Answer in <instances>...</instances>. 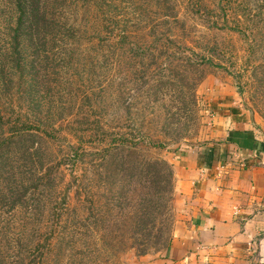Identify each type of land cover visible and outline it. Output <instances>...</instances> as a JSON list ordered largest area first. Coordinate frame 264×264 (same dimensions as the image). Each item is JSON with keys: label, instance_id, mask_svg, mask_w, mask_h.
Masks as SVG:
<instances>
[{"label": "rangeland", "instance_id": "1", "mask_svg": "<svg viewBox=\"0 0 264 264\" xmlns=\"http://www.w3.org/2000/svg\"><path fill=\"white\" fill-rule=\"evenodd\" d=\"M81 3L84 10L94 7L91 12L76 17L83 26L94 16L102 18L104 13L111 14L114 23L124 20L123 63L116 70L106 71V66L102 68V62L95 59L98 45L87 44L80 49L81 53H76L80 56L71 64L78 65L64 79L59 48L50 54L43 53L40 58L35 56L33 46L21 50L29 54L24 55L29 77L23 81L14 77L11 90L2 89L0 107H14L24 120L53 122L60 139L50 142L40 131L29 130L38 137L35 135L32 140L31 133L27 134L24 155L23 149L14 157L5 152L7 149L0 148V264H28L33 259L36 264H42L45 247L53 240L51 237L49 241L47 224L57 232L76 228L80 233L85 230V224L89 231L92 229L93 237L90 235L82 242L76 238V244L64 254L66 258L61 257L60 264H246L241 258L216 255L198 246L184 257L179 252L172 255L173 243L160 244L148 254L140 255L132 248V242H123L128 235L142 238L141 218L154 207L153 201L157 203L152 175L158 161L167 163L171 175L164 177L172 182V198L164 195L162 208L160 211L157 208L164 220L159 227L166 229L167 225L174 240L190 235L197 228L194 197L182 184L173 159L177 153L215 142L218 116L214 104L218 93L230 97L237 103L240 114L264 130V0H87ZM209 8L225 11L229 28L236 26L240 30L216 27L209 20L192 21V13L199 14ZM164 16H178L182 23L169 33L171 43L161 48L152 43L161 18L163 33L167 28L172 29L164 23L170 20ZM17 17L14 0H0V30L4 34L6 29L16 27ZM109 25L102 22L103 28ZM174 34L181 37L175 38ZM93 37L91 34L89 39ZM4 40L0 39V46H4ZM190 48L213 60L199 83L194 81L196 72L188 61ZM135 52L142 55L134 56ZM175 53L176 59H172ZM21 84L26 91L24 99L18 94L23 91ZM94 94L99 100L97 115L90 107ZM88 117L90 123L97 122L99 126L88 129L84 124ZM71 128H75L74 133ZM10 129L6 127L2 136L9 137ZM125 140L135 146L134 155L128 159L122 154L114 156L112 162V157L106 156V148L123 144ZM66 146L77 149V154L71 157L75 166L57 167L64 184L59 188L62 194H57V204L49 209L41 183L36 180L44 175L43 156L45 159L53 154L52 158H56L53 164L57 165L61 155L67 152ZM103 156L107 159L101 168ZM90 163L93 182L83 205L77 199L83 191L77 197L75 190L77 185L81 187L80 176L85 170L90 171ZM69 186L71 206L67 215L76 223L69 221L62 229L59 205ZM99 220L105 223L95 231ZM110 237L118 239L114 245L108 244ZM257 263L264 264L263 257L258 255Z\"/></svg>", "mask_w": 264, "mask_h": 264}, {"label": "trees", "instance_id": "2", "mask_svg": "<svg viewBox=\"0 0 264 264\" xmlns=\"http://www.w3.org/2000/svg\"><path fill=\"white\" fill-rule=\"evenodd\" d=\"M82 1L86 2L87 0H14V6L17 11V24L14 29H9L5 31V34L0 30V39L2 37L5 39L4 46H0V101H1V91L2 89L11 90L12 88V80L17 78L20 81H23V78L29 77V74L26 72L27 65L26 59L24 55L27 57L29 54L21 51L26 50L25 47L33 46V52L37 58L43 57V53H52L55 48L60 49V54L63 58V63H60V72L63 71L64 79L70 77L69 73L75 69L77 63L71 64L74 62L78 56L76 53H81L80 49L83 46H87V44L98 45V50L95 52V59L100 60L104 65L102 68H105L106 71L116 70L123 63V57L125 53L126 35L122 32L123 22L124 20H120L117 23H114L111 14L104 13L102 18H97L94 16V19L88 20V24L83 26L76 17L81 13L91 12L92 8H88L86 10L81 9L83 4ZM221 1V0H218ZM90 3L89 5H91ZM104 5H106L104 3ZM161 9H164L161 6ZM107 15L109 16V20H107ZM194 17V18H193ZM164 18H169L170 20L165 21V24H169L172 29H168L166 31L162 30L164 26L162 23V18L159 20L157 37L154 36V42L152 45L156 44L157 47H164L167 43H171V35L174 30V26L182 23L178 16L169 17L164 16ZM227 16L225 15V11L219 12V9L215 11V9H207L204 12H200L199 14L192 13V21L194 19L202 20V21H212L213 25L216 27H224L225 29H238L236 26L234 28H229V21ZM102 22L109 23V28H103ZM225 22V26H224ZM124 28V27H123ZM223 28V29H224ZM96 29V30H93ZM125 30V29H124ZM240 30V29H238ZM170 33V34H169ZM94 34L92 39H89V36ZM175 38H179L178 34H174ZM88 37V38H87ZM7 39H9L7 42ZM177 40V39H176ZM30 43V44H29ZM174 44V43H173ZM176 46V44H174ZM135 48V46H134ZM140 49V48H138ZM190 56L188 57V61L191 69H193L195 73V82H201L204 78L205 69L207 66L213 64V60L205 55H201L197 53L194 49L189 50ZM134 56L140 57V53H133ZM177 54H174L172 59H176ZM47 58V57H46ZM68 60V62H66ZM144 60H142L143 63ZM29 79V78H28ZM67 83V82H66ZM147 79L145 78L144 85H147ZM24 84H21L23 87ZM17 86V84H15ZM18 94L26 95V91L18 92ZM20 102V101H19ZM1 104V102H0ZM21 104V102L19 103ZM90 107L93 109L94 115H97L95 110H98L99 100L95 94L91 98ZM234 112L239 113V111L233 109ZM85 117V116H84ZM90 117V116H89ZM85 121V125L88 129L93 128V126H99L97 122ZM63 119V118H61ZM11 128L10 136L5 138L4 135L5 128ZM99 128V127H98ZM75 129V128H74ZM73 128L70 129L71 132L74 133ZM103 131V128H101ZM36 130L40 131L46 138L49 137L50 142L59 141V137L57 136L58 131L57 128L54 127V123L50 122L49 124H40L39 122H32L31 120H24L20 113L15 112V108H5L0 107V139L1 144L0 148H5L6 153H9L12 156H16L23 149V155L26 152L25 149V137H27L31 131ZM51 132V133H49ZM78 132L79 135L80 131ZM104 133V131H103ZM94 134V133H92ZM36 134L31 133L29 138L33 140ZM36 137H38L36 135ZM91 137V136H90ZM80 141H83V138H80ZM106 141L105 139L102 140ZM120 145L112 144L106 148V156L112 157L111 160L114 159V156L123 155L126 159L131 158L135 153V146L128 143V140ZM49 142V143H50ZM105 143V142H104ZM69 145V144H68ZM66 151L61 155V160L57 162V165L53 163L56 161V158H52L53 154L47 155V157L42 159V171H44V175L41 178L37 179L38 183H41V187L44 190V198L46 201L47 208H52L57 204V194H62L60 191L61 186L64 184V179L60 178V170L57 169L59 167L61 169L62 166L72 164L73 167L75 163L73 161L74 153L77 154V149H74L71 146H66ZM4 152V151H2ZM52 155V156H51ZM87 157V156H85ZM77 158V157H75ZM101 168L105 164L106 157H102ZM113 162V160H112ZM130 163V162H129ZM128 164V163H127ZM89 163H87L88 167ZM93 164L90 163V171L85 170L83 178L81 180V187L77 185V189L75 193L80 196V192L83 191V194L77 199L81 200V203L84 205L87 201V197L90 191L91 184L93 182L90 174H92L91 168ZM167 163L164 162H155L154 170H153V183H155V200L157 203L153 201V208L148 209L149 213H144L141 218L142 222V238H138L135 236L128 235L123 243L132 242L131 246L133 249L137 251L140 255L148 254L152 249L156 248L158 245L163 244L165 246H171L175 241H180L179 239L174 240L172 238V230L170 228H160L159 224L164 220L159 213L162 208V202L164 200V195L172 198V189L171 183L168 180H165L164 174L167 176L171 175V172L166 168ZM168 170V171H167ZM64 176L63 173H61ZM172 177V176H171ZM75 183H79L77 178H73ZM104 179L101 178V182ZM107 182L105 181V185ZM60 188V189H59ZM104 188V183H103ZM72 188L69 186L65 190V194L63 196V202L59 205L58 210H61L60 221L61 227L67 222L76 223L75 219L70 220L68 217V209L70 208V193ZM60 192V193H59ZM83 196V200L80 199ZM64 204V205H63ZM104 207L107 208L106 205ZM103 207V208H104ZM159 211H158V209ZM66 210V211H64ZM88 212V210H86ZM105 212H107L105 210ZM163 213V212H162ZM163 215V214H162ZM87 219H89L87 217ZM102 221V222H101ZM105 223L104 220H99L96 222L97 228H94L95 231H99L100 225ZM60 227V228H61ZM84 231L77 233L76 228L73 230L63 229V232L54 230L49 224H47V233L49 241L51 237L53 240L47 243V247H45V259L42 264H52L53 261H57L58 264L63 263L61 257L66 258L64 256L67 251L71 250L76 244V238L81 242L84 239L93 237L92 229L89 231L87 224L83 225ZM99 227V228H98ZM94 231V230H93ZM155 231V234H151ZM64 235V236H63ZM115 237H110L107 241L108 244L114 245L117 241ZM52 241H55L56 244H53ZM96 244L97 240L95 238ZM95 243V242H94ZM173 243V244H172ZM95 245V244H94ZM57 249V250H56ZM182 253L181 257H184ZM28 264H36L35 259L30 260Z\"/></svg>", "mask_w": 264, "mask_h": 264}, {"label": "crops", "instance_id": "3", "mask_svg": "<svg viewBox=\"0 0 264 264\" xmlns=\"http://www.w3.org/2000/svg\"><path fill=\"white\" fill-rule=\"evenodd\" d=\"M214 105L215 142L177 153L173 159L182 184L194 197L197 228L175 241L171 254L187 255L199 247L261 264L257 260L258 255L264 259V130L234 112L237 103L230 97L218 93Z\"/></svg>", "mask_w": 264, "mask_h": 264}]
</instances>
